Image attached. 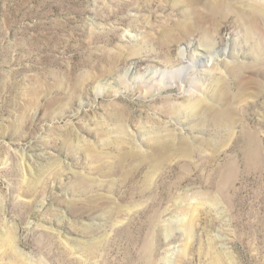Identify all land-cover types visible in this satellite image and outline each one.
Segmentation results:
<instances>
[{
    "label": "rangeland",
    "instance_id": "rangeland-1",
    "mask_svg": "<svg viewBox=\"0 0 264 264\" xmlns=\"http://www.w3.org/2000/svg\"><path fill=\"white\" fill-rule=\"evenodd\" d=\"M223 1L0 0V264H264V18Z\"/></svg>",
    "mask_w": 264,
    "mask_h": 264
},
{
    "label": "bare ground",
    "instance_id": "bare-ground-1",
    "mask_svg": "<svg viewBox=\"0 0 264 264\" xmlns=\"http://www.w3.org/2000/svg\"><path fill=\"white\" fill-rule=\"evenodd\" d=\"M224 2L225 1L223 0H213V2L211 3L212 9L215 11L216 8L218 7L217 5H219L220 3L222 4ZM242 2L246 6L245 9H241L239 11V14L242 18L248 20L262 18V17L264 18V4L261 3L259 0H242ZM237 73H238L237 77L239 78L242 72L240 70L237 71ZM238 78L235 80L238 81L240 85L241 82L239 81ZM220 84H223L221 85V90L219 92L217 90V92L214 93L212 96L213 101L219 104V109H217V107L204 103V101L203 102L199 101V103L195 102L183 108V112H186L188 119H194L196 117L203 115L215 127H219V125H222V122L224 120H228L229 117H232L234 111L232 110V104H234L235 100H237L238 97L242 95V93H240L242 90L239 87V93H238L239 95L237 96L232 92V87L229 83H220Z\"/></svg>",
    "mask_w": 264,
    "mask_h": 264
}]
</instances>
